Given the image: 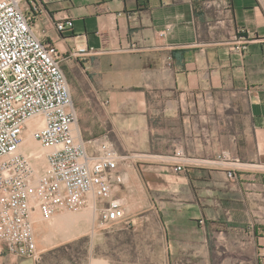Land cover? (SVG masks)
I'll list each match as a JSON object with an SVG mask.
<instances>
[{
	"label": "crops",
	"instance_id": "crops-1",
	"mask_svg": "<svg viewBox=\"0 0 264 264\" xmlns=\"http://www.w3.org/2000/svg\"><path fill=\"white\" fill-rule=\"evenodd\" d=\"M202 1L44 0L35 29L84 61L99 99L140 90L117 193L140 256L155 214L157 264H264V2Z\"/></svg>",
	"mask_w": 264,
	"mask_h": 264
},
{
	"label": "built area",
	"instance_id": "built-area-1",
	"mask_svg": "<svg viewBox=\"0 0 264 264\" xmlns=\"http://www.w3.org/2000/svg\"><path fill=\"white\" fill-rule=\"evenodd\" d=\"M43 1L0 0V243L10 254L35 261L40 258L37 211L51 219L93 200L100 225L126 220L125 201L117 196L125 182L119 168L124 155L107 137L85 140L75 129L78 113L63 55L35 29ZM73 25L67 19L55 26L63 32ZM87 52L84 48L77 54ZM28 138L45 150L40 173L26 146ZM177 157L182 159V152ZM228 159L223 153L215 162ZM175 170L182 171V164Z\"/></svg>",
	"mask_w": 264,
	"mask_h": 264
},
{
	"label": "rangeland",
	"instance_id": "rangeland-1",
	"mask_svg": "<svg viewBox=\"0 0 264 264\" xmlns=\"http://www.w3.org/2000/svg\"><path fill=\"white\" fill-rule=\"evenodd\" d=\"M203 1H208L206 5L202 4L203 11L207 9L219 13L222 9L219 0ZM62 55L63 68L78 113L75 129L78 127L81 130L85 140L107 137L115 143L120 153L126 154L123 146L125 118L130 116L133 108L140 110L139 88L135 90L136 98L131 97V92H128V97H126V91L120 89L121 97L117 100L111 99L109 94L105 95V98L101 94L99 99L100 93L93 91L91 76H88L84 70V61ZM106 86L112 87L110 84ZM106 101L108 103H104ZM116 118L119 121L117 127ZM31 149L33 161L37 164L38 173H40L42 171L40 162H43V156L42 159L39 158L41 151L38 146H32ZM84 209L68 212L79 213L77 215H56V218L51 219H44L37 211L35 229L40 258L35 261L32 258L14 256L8 252L5 245L0 243V257H2L0 264H157L159 260L152 251L155 246L154 238L157 235L155 214H150V224L142 232L143 236L149 237L150 249L148 257L144 258L136 250L139 241L136 238L138 232H134L129 227L130 220L126 219L110 226H103L100 225L97 213L91 215L88 212H82ZM13 257L15 260L12 259Z\"/></svg>",
	"mask_w": 264,
	"mask_h": 264
},
{
	"label": "bare ground",
	"instance_id": "bare-ground-1",
	"mask_svg": "<svg viewBox=\"0 0 264 264\" xmlns=\"http://www.w3.org/2000/svg\"><path fill=\"white\" fill-rule=\"evenodd\" d=\"M74 127H75V125H74ZM26 142V146H29L30 148L32 147V146H38L39 147V149H40V151H41V154H39V158H41L42 159V156H43V162L41 161L40 163H41V167L43 166V164H44V152H45V150L40 146V144L38 143V142H36V141H32V140H30L29 138L25 141ZM39 144V145H38ZM32 150V149H31ZM30 156L31 157H33V153L31 152V154H30ZM38 169V168H37ZM64 212H66V213H64ZM64 212H61V213H58V214H56V215H58V216H62V215H77V214H79V213H68L69 211H64ZM82 212H88V213H90L91 215H96V207H95V204H94V201L92 200L91 202H90V204H89V206H87ZM81 213V212H80ZM60 214V215H59ZM55 215V216H56ZM54 216V217H55ZM57 216V217H58ZM56 218V217H55ZM53 220V219H52ZM52 220H48V221H52ZM34 222H35V224H34V231H35V235H36V229H35V226H36V223H37V219H36V212L34 213Z\"/></svg>",
	"mask_w": 264,
	"mask_h": 264
}]
</instances>
